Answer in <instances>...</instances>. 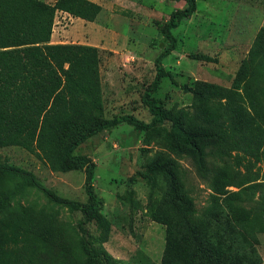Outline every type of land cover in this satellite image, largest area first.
Returning <instances> with one entry per match:
<instances>
[{
  "label": "rangeland",
  "instance_id": "rangeland-1",
  "mask_svg": "<svg viewBox=\"0 0 264 264\" xmlns=\"http://www.w3.org/2000/svg\"><path fill=\"white\" fill-rule=\"evenodd\" d=\"M89 1L100 6L92 21L54 12L49 42L86 44L97 49L101 101L97 116L111 119L131 115L149 122L151 115L140 96L154 76V59L169 44L163 25L185 2ZM194 1L191 15L169 30L174 47L161 58L163 76L151 94L161 101L162 122L147 129L121 122L95 132L71 152L93 163L91 183L98 208L85 216L77 209L51 206L38 189L0 172V211L7 205L52 208L76 236L85 262L91 264L160 263L166 226L151 218L149 206L164 200L165 175L159 171L142 177L138 172L158 154L174 156L172 137L181 132L175 113L192 102L190 90L204 82L236 86L241 94L251 89L264 115V0ZM249 50L252 61L248 60ZM242 105L247 106L245 100ZM83 127L82 121H72L64 128L73 135ZM64 143L55 151H61ZM174 158L178 177L201 221L204 236L197 235L200 241L221 251L232 264H264V232L258 230L259 221H264V135L259 161L251 168L257 176L256 186L241 201L259 217L252 222L238 220L220 200L211 205L214 192L209 181L197 173L193 160L186 155ZM0 164L28 171L58 196L81 202L86 199L83 167L52 170L43 157L17 146H0Z\"/></svg>",
  "mask_w": 264,
  "mask_h": 264
},
{
  "label": "trees",
  "instance_id": "trees-1",
  "mask_svg": "<svg viewBox=\"0 0 264 264\" xmlns=\"http://www.w3.org/2000/svg\"><path fill=\"white\" fill-rule=\"evenodd\" d=\"M183 1L185 5L173 10L163 25L169 44L154 59V76L140 96L151 115L149 122H143L131 115L105 119L95 114L101 101L94 46L49 42L56 10L92 21L98 4L89 0H55L53 4L0 0V146L21 147L43 157L52 170L83 167L86 199L58 196L21 168L0 164V172L38 189L51 206L90 216L98 208L91 183L93 163L71 152L90 135L121 122L135 129L162 122L161 101L151 94L163 76L161 58L174 47L169 30L194 11V0ZM248 60H253L252 50ZM236 88L204 82L190 90L192 102L176 110L181 132L173 135L170 150L177 157L189 156L199 176L209 181L214 192L211 205L220 200L238 220L252 222L259 217L241 201L256 186L257 176L251 168L259 161L264 115L251 89L241 94ZM244 100L247 106L242 105ZM72 121H82L85 127L69 135L64 127ZM62 142V150L55 151ZM174 156L158 154L138 172L142 177L159 171L165 175L164 200L149 206L151 218L166 226L159 264H232L221 251L198 238L204 236L201 221L178 177ZM0 214V264H91L85 262L76 236L52 208L7 205ZM258 225L264 232V221Z\"/></svg>",
  "mask_w": 264,
  "mask_h": 264
}]
</instances>
